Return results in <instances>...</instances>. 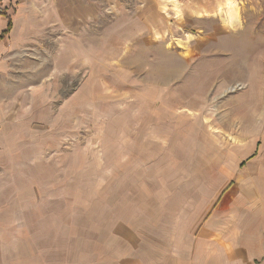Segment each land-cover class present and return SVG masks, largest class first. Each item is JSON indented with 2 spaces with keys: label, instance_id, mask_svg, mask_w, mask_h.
<instances>
[{
  "label": "rangeland",
  "instance_id": "1",
  "mask_svg": "<svg viewBox=\"0 0 264 264\" xmlns=\"http://www.w3.org/2000/svg\"><path fill=\"white\" fill-rule=\"evenodd\" d=\"M157 2L4 57L0 264H264V0Z\"/></svg>",
  "mask_w": 264,
  "mask_h": 264
},
{
  "label": "crops",
  "instance_id": "2",
  "mask_svg": "<svg viewBox=\"0 0 264 264\" xmlns=\"http://www.w3.org/2000/svg\"><path fill=\"white\" fill-rule=\"evenodd\" d=\"M157 1L154 0L155 5ZM129 7L147 15V25L153 27V0H0V75L7 71L4 57L12 46L39 42L52 50L58 45L61 48V44L72 41V37L76 39L79 26L85 25L87 20H93L103 11L115 9L120 13ZM8 23L10 30L5 33ZM52 67L48 78L33 87L7 86L0 82L1 121L17 122L24 107H44L45 100L56 99L61 91L57 86L61 80L57 78L67 67ZM11 108L14 111H10ZM15 108H19L18 111ZM5 110L12 114V120H8Z\"/></svg>",
  "mask_w": 264,
  "mask_h": 264
},
{
  "label": "trees",
  "instance_id": "3",
  "mask_svg": "<svg viewBox=\"0 0 264 264\" xmlns=\"http://www.w3.org/2000/svg\"><path fill=\"white\" fill-rule=\"evenodd\" d=\"M9 30H10V23H8L7 30L5 31V33H7Z\"/></svg>",
  "mask_w": 264,
  "mask_h": 264
}]
</instances>
